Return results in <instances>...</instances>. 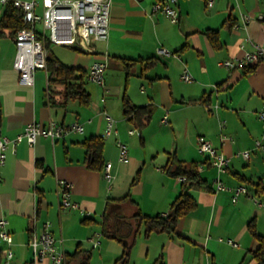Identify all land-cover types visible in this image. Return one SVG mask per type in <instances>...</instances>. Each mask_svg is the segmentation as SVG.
<instances>
[{"label":"crops","instance_id":"0c3cea01","mask_svg":"<svg viewBox=\"0 0 264 264\" xmlns=\"http://www.w3.org/2000/svg\"><path fill=\"white\" fill-rule=\"evenodd\" d=\"M155 1L112 0L108 38L95 42L94 52L50 45L54 56L86 74L94 60L106 56L104 84L85 85L91 95L88 106L76 100L63 103L58 95L50 101L45 69L34 71L32 85L21 84L13 66L14 34L0 29V137H14L32 121L79 120L84 127L82 133L38 136L32 145L23 141L15 152L7 150L0 168V215L7 219L15 264H51L33 261L28 245L45 221L62 238L65 256L80 248L90 255L88 264H120L116 261L125 243L103 234V216L108 233L124 234L123 223L135 210L118 201L127 194L144 214L167 213L184 181L166 171L171 156L197 163L204 184L188 189L196 204L171 234L144 237L142 226L126 264H258L254 252L264 242V150L255 149V140L264 136L258 117L264 106V61L246 69H227L219 62L241 57L253 44L264 46V18L258 19L264 16V0H215L211 8L205 0H177V22L152 12ZM4 8L0 4V18ZM240 12L252 18L244 24ZM207 30L216 31L215 41L205 35ZM123 58L137 62L126 70ZM183 70L192 75L191 82L180 78ZM125 97L145 106L146 113L127 118ZM199 98L205 101L189 102ZM104 112L115 120V132L104 138L103 147L104 160L112 163L110 183L103 171L87 168L82 145L102 135ZM132 128L140 134H129ZM199 136L229 158V168L220 175L229 189L215 190L216 170L198 150ZM116 139L128 147L125 162L117 159ZM243 150L249 151L248 158L240 155ZM58 179L70 182V199L79 209L60 207ZM239 185L259 203L245 194L233 201L232 190Z\"/></svg>","mask_w":264,"mask_h":264},{"label":"built area","instance_id":"2783aa9c","mask_svg":"<svg viewBox=\"0 0 264 264\" xmlns=\"http://www.w3.org/2000/svg\"><path fill=\"white\" fill-rule=\"evenodd\" d=\"M214 2L215 0H205L206 8H211ZM111 3L112 0H0L1 5L11 4L14 8L21 10L23 21L26 23V26L18 29L14 36L13 66L19 74V82L32 85L34 71L36 69L46 70V40L51 44L69 45L78 50L94 52V43L106 41L108 38ZM176 4L177 0H157L152 4L151 11L161 12L172 22H177L179 11ZM240 16L244 24L252 18V15L248 13L240 12ZM262 18L264 16L258 15V19ZM160 52L165 53L166 51L161 50ZM258 61H264V46L253 44V49L245 50L241 57L224 59L219 62V65L227 69H246ZM106 65V56L102 60H94L88 68L87 80L102 86ZM180 78L185 82L192 81V75L187 70L181 72ZM104 117L105 125L102 136L106 138L115 132V120L107 112H104ZM258 117L264 125V106L258 112ZM162 121L166 122V116L163 117ZM83 130V124L79 120H74L68 124L54 120H49L47 124L37 121L28 122L22 131L14 137H0V168L5 163L7 150L11 149L12 152H15V147L20 142L25 141L32 145L38 136L57 139L70 132L82 133ZM128 133L140 134L135 128L129 129ZM224 137L222 135V138ZM197 140L198 150L207 155L209 164L216 170L215 190L229 189L220 179V175L230 166L229 158L222 151L214 148L203 136H199ZM116 146L118 161H127L128 147L126 143L116 139ZM255 149L264 150V136L255 140ZM240 155L248 158L249 151L243 150ZM111 167V161H106L103 176L108 183L112 180ZM57 184L60 190V207L68 210L79 209V203L70 199V182L66 179H58ZM232 192L233 201L238 195L245 194L255 203H259V200L243 185L236 186ZM219 240H225L232 246L237 245L231 239L219 238ZM0 241L4 244L3 248H7L8 251L7 264H15L12 236L7 229V219L2 215H0ZM61 244L62 238H57L52 233L49 221H45L40 232L33 235L28 241L33 253V261L49 260L51 264H65L66 256Z\"/></svg>","mask_w":264,"mask_h":264},{"label":"trees","instance_id":"16d2710c","mask_svg":"<svg viewBox=\"0 0 264 264\" xmlns=\"http://www.w3.org/2000/svg\"><path fill=\"white\" fill-rule=\"evenodd\" d=\"M26 23L23 21L22 12L14 8L11 4H6L3 14L0 18V29H8L14 34L18 29L25 27ZM205 35L211 41L216 40V31L207 30ZM51 43L46 40L45 46L47 48L46 57V74L48 84V98L50 101L55 100V96L61 97L63 103L69 100H76L79 104L88 106L91 102V95L86 89L87 74L80 68L69 66L59 60L50 52ZM137 60H130L123 58V66L128 70ZM204 98L192 99L189 102H204ZM145 106H136L132 104L128 98L123 100L124 115L129 119H136L138 116L146 113ZM85 147L84 162L87 168L96 171H103L105 160L103 157L104 137L102 135L90 136L82 142ZM196 162H184L171 156L166 165V171L172 176H183L182 189L179 195L171 202L169 211L166 214L147 215L142 213L139 208L133 203L129 195L118 199L124 205H131L135 210L126 217L123 223L127 231L122 233H108L105 226V219L103 216L102 232L104 235L116 238L120 241L126 240L124 252L116 262L126 264L130 254V248L133 244L140 228L143 226L144 237H149L153 232H165L171 234L174 232L176 224L181 216L191 211L196 202L194 198L188 193V189L192 186H200L204 181L200 178L196 169ZM259 239V235H256ZM1 250V249H0ZM1 257V253H0ZM90 255L83 249H76L73 253L66 254L65 264L72 260L78 261V264H88ZM254 257L258 264H264V242L261 241L260 247L254 252ZM1 260V258H0ZM25 264H31L27 262ZM154 264H163L162 262H155Z\"/></svg>","mask_w":264,"mask_h":264},{"label":"bare ground","instance_id":"6f19581e","mask_svg":"<svg viewBox=\"0 0 264 264\" xmlns=\"http://www.w3.org/2000/svg\"><path fill=\"white\" fill-rule=\"evenodd\" d=\"M1 255H2V259H3L4 264H7V261H8V251H7V248H2L1 249Z\"/></svg>","mask_w":264,"mask_h":264},{"label":"rangeland","instance_id":"374dc122","mask_svg":"<svg viewBox=\"0 0 264 264\" xmlns=\"http://www.w3.org/2000/svg\"><path fill=\"white\" fill-rule=\"evenodd\" d=\"M70 50V49H69ZM87 83H88V81H87ZM93 86V84H90V82L87 84V87L88 88H91Z\"/></svg>","mask_w":264,"mask_h":264},{"label":"water","instance_id":"95a60500","mask_svg":"<svg viewBox=\"0 0 264 264\" xmlns=\"http://www.w3.org/2000/svg\"><path fill=\"white\" fill-rule=\"evenodd\" d=\"M124 243H125V245H127V241L126 240H124Z\"/></svg>","mask_w":264,"mask_h":264}]
</instances>
